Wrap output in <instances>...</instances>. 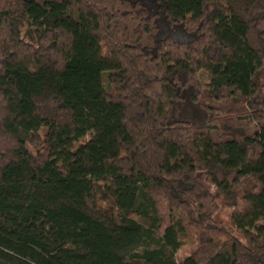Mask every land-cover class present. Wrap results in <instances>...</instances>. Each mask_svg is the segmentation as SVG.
<instances>
[{
	"label": "trees",
	"instance_id": "obj_1",
	"mask_svg": "<svg viewBox=\"0 0 264 264\" xmlns=\"http://www.w3.org/2000/svg\"><path fill=\"white\" fill-rule=\"evenodd\" d=\"M0 264H264V0H0Z\"/></svg>",
	"mask_w": 264,
	"mask_h": 264
},
{
	"label": "rangeland",
	"instance_id": "obj_2",
	"mask_svg": "<svg viewBox=\"0 0 264 264\" xmlns=\"http://www.w3.org/2000/svg\"><path fill=\"white\" fill-rule=\"evenodd\" d=\"M42 136L45 135V130L42 131L41 133ZM33 150V149H32ZM34 153H36L35 150H33ZM191 251V246L189 244V242L180 250L179 254H178V261H181L182 259H184L185 257H187L190 254Z\"/></svg>",
	"mask_w": 264,
	"mask_h": 264
}]
</instances>
